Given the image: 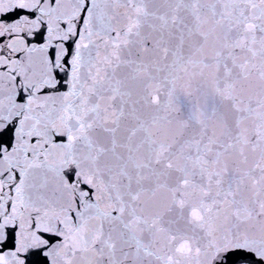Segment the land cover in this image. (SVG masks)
<instances>
[{
  "label": "snow or ice",
  "instance_id": "6c2138e0",
  "mask_svg": "<svg viewBox=\"0 0 264 264\" xmlns=\"http://www.w3.org/2000/svg\"><path fill=\"white\" fill-rule=\"evenodd\" d=\"M0 264H264V0H0Z\"/></svg>",
  "mask_w": 264,
  "mask_h": 264
}]
</instances>
